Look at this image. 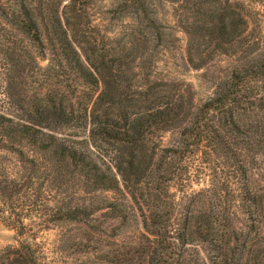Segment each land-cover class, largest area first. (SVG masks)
Returning a JSON list of instances; mask_svg holds the SVG:
<instances>
[{"label": "rangeland", "instance_id": "374dc122", "mask_svg": "<svg viewBox=\"0 0 264 264\" xmlns=\"http://www.w3.org/2000/svg\"><path fill=\"white\" fill-rule=\"evenodd\" d=\"M0 1L7 8L17 0ZM221 6L235 8L245 21L241 37L223 52L198 27L208 21L217 23ZM149 7L161 32L159 40L132 17L113 11V0L89 4L97 53L112 55L116 73L124 82L133 89L156 82L175 85L191 94L195 109L217 90L228 88L232 76L238 74L244 81L239 88L241 97L256 104L264 102V0H152ZM41 40L42 54L0 14V114L34 126L35 135L45 144L74 150L97 163L112 177L113 186L94 188L78 168L69 163L61 166L57 169L59 185L53 181L47 185L50 190L45 186L48 192L34 191L16 204L17 212L27 213L23 236L0 220V251L26 241L39 264H145L144 246L153 240L149 232L153 227L147 228L145 219L149 221L153 214L163 225L156 228V244L163 241L164 233L175 243L169 264H210L208 246L197 234L210 214L214 227L225 226L230 235V228L235 229L238 247L245 245L246 257L264 252V145L253 144L250 127L240 128L243 133L231 144V152L225 146H200L170 157H165L168 151L163 149L178 147L180 130L164 131L159 140H149L145 156L152 158L147 160L151 164L146 175L124 184L115 170V151L91 137L88 119L83 117L101 83H88L74 68L68 51L62 56L45 35ZM76 51L83 67L98 79ZM87 55L91 60L96 57L91 49ZM122 58L129 61L128 66ZM105 71L100 69L102 75ZM49 99L55 101V109L46 107ZM35 105L38 112L33 111ZM244 124L253 121L246 117ZM18 148L22 158L0 148V167L19 186L35 187L41 181L26 179L30 175L24 168L35 154L26 144H14L13 149ZM248 191L257 196L252 206L244 198ZM67 209H74V218H61ZM185 224L191 226L183 242L176 237Z\"/></svg>", "mask_w": 264, "mask_h": 264}, {"label": "trees", "instance_id": "16d2710c", "mask_svg": "<svg viewBox=\"0 0 264 264\" xmlns=\"http://www.w3.org/2000/svg\"><path fill=\"white\" fill-rule=\"evenodd\" d=\"M92 1L38 0L30 4L26 0H17L13 7L7 8L6 4L0 1V14L35 44L41 54L44 50L41 40L43 34L51 46L60 50L62 56L64 54L66 56V51L70 53L74 68L81 76H85L83 78L88 83H101L102 88L90 110L86 111L83 108L86 111V116L83 117L88 119L91 137L99 139L115 151V170L124 184L137 182L146 175L147 166L151 164H148L147 160L152 158L150 155L145 156L149 148V140L151 138L159 140L160 134L170 129H179L181 139L177 148L163 149L168 151L165 157L180 155L188 148L200 146L212 148L225 146L227 152H231L233 150L231 144H236L235 138L243 133L240 131L243 126L251 128L254 145H264V102L256 104L251 100L247 102L241 97L239 88L244 81L238 74L232 76L228 88L217 90L195 109L191 94L175 85L156 82L143 89H133L129 83L124 82L121 74L116 73L115 59L112 55L107 53L108 57H106L97 53L96 41L91 37L88 16V7ZM151 2L152 0H113L112 10L132 17L153 38L159 40L161 32L151 16L149 7ZM217 18V23L208 21L205 26L198 25V27L203 36L215 41V49L223 52L225 46L234 44L241 37L245 21L240 12L230 6H221ZM76 49L81 52L84 62L98 75V79L90 70L83 67ZM90 49L96 56L92 60L87 55ZM122 63L124 66L129 65V61L123 58ZM103 68L106 71L102 75L100 69ZM46 103V107L51 105L53 109L56 108L52 99L47 100ZM37 107L34 106V112H38ZM246 117L252 119L253 124H244ZM36 131L29 123H15L0 114V148L16 152L22 158V150L13 149L14 144L30 146L35 158H31V161L24 166L29 172L28 176L30 175V178L26 176V179L34 178L41 181L35 187H32V184H24L21 187L18 180L8 176L6 170L0 167V220L13 229L19 237L26 233L24 219L27 213L23 209L17 212L16 204L34 191L48 192L50 189L47 185L53 181L59 185L57 169L61 166L69 163L78 168L79 174L94 188L96 186L106 190L113 186L112 177L97 163L89 161L86 156L77 154L74 150L52 146V143L45 144L35 135ZM42 159L45 161L42 162ZM241 169L245 173V169ZM41 183L42 187L39 188ZM45 186L48 190H45ZM246 194L244 198L249 205L256 203V194H250L249 191ZM74 214V209H67L62 212L61 218L70 220L74 218ZM148 219L149 221L145 219V225L147 228L153 227L147 229L153 240H148L144 246V263L169 264L170 250L175 247L174 241L170 240L173 237L164 233L163 241L156 244L154 241L158 234L156 228L163 225L154 218L153 214H149ZM214 222L215 219L211 218L210 214L207 215L202 227L197 231L199 238L208 246L210 264H264V252L258 257L252 255L246 257L243 249L245 245H242V249L238 247L239 238L234 233L235 229L230 228L232 231L230 235L228 228L214 227ZM190 226L185 224L176 238L184 242V236ZM223 229L225 233L222 232ZM0 264L39 263L31 245L23 241L17 246L4 247L0 251Z\"/></svg>", "mask_w": 264, "mask_h": 264}]
</instances>
